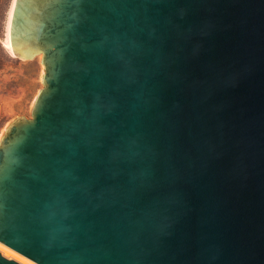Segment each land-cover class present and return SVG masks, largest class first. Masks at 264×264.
Instances as JSON below:
<instances>
[{
  "label": "water",
  "instance_id": "water-1",
  "mask_svg": "<svg viewBox=\"0 0 264 264\" xmlns=\"http://www.w3.org/2000/svg\"><path fill=\"white\" fill-rule=\"evenodd\" d=\"M11 41L45 71L0 141L1 242L264 264V0H17Z\"/></svg>",
  "mask_w": 264,
  "mask_h": 264
},
{
  "label": "rangeland",
  "instance_id": "rangeland-1",
  "mask_svg": "<svg viewBox=\"0 0 264 264\" xmlns=\"http://www.w3.org/2000/svg\"><path fill=\"white\" fill-rule=\"evenodd\" d=\"M13 1L0 0V141L16 117L32 118L35 100L44 87L43 53L24 58L4 44Z\"/></svg>",
  "mask_w": 264,
  "mask_h": 264
},
{
  "label": "bare ground",
  "instance_id": "bare-ground-1",
  "mask_svg": "<svg viewBox=\"0 0 264 264\" xmlns=\"http://www.w3.org/2000/svg\"><path fill=\"white\" fill-rule=\"evenodd\" d=\"M16 1L17 0H14L13 4H12V8H11V12H10V18H9V24H8V32H7V36L4 40L5 46L13 54L15 53V51L13 49L12 41H11V24H12V18H13V13H14ZM0 252L2 253V255L6 256L8 258L17 260L21 264H39L36 261L32 260L31 258H29L23 254H20V252L16 251L15 249L11 248L10 246L4 244L1 241H0Z\"/></svg>",
  "mask_w": 264,
  "mask_h": 264
}]
</instances>
